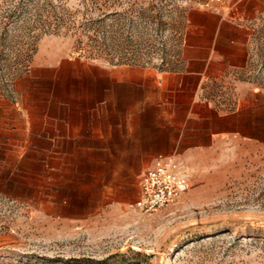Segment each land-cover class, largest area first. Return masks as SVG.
Returning a JSON list of instances; mask_svg holds the SVG:
<instances>
[{"label":"rangeland","instance_id":"1","mask_svg":"<svg viewBox=\"0 0 264 264\" xmlns=\"http://www.w3.org/2000/svg\"><path fill=\"white\" fill-rule=\"evenodd\" d=\"M215 2L228 0H0V96L71 98V59L172 66L186 12ZM254 49L250 71L215 90L221 99L240 81L264 91V17ZM12 150L0 163V227L12 236L0 264H264V146L217 151L153 213L133 207L139 180L110 190L88 165L51 162L69 149Z\"/></svg>","mask_w":264,"mask_h":264},{"label":"crops","instance_id":"2","mask_svg":"<svg viewBox=\"0 0 264 264\" xmlns=\"http://www.w3.org/2000/svg\"><path fill=\"white\" fill-rule=\"evenodd\" d=\"M263 17L264 0L193 6L172 66L71 59V98L0 96V163L11 164L13 147L66 148L51 162L88 165L89 177L122 190L159 157L178 162L190 180L221 149L264 146V91L240 81L233 98L215 92L250 71ZM11 246L0 231V251Z\"/></svg>","mask_w":264,"mask_h":264},{"label":"built area","instance_id":"3","mask_svg":"<svg viewBox=\"0 0 264 264\" xmlns=\"http://www.w3.org/2000/svg\"><path fill=\"white\" fill-rule=\"evenodd\" d=\"M190 180L178 162L159 157L139 179L138 198L133 207L143 213H153L170 207L188 189Z\"/></svg>","mask_w":264,"mask_h":264}]
</instances>
